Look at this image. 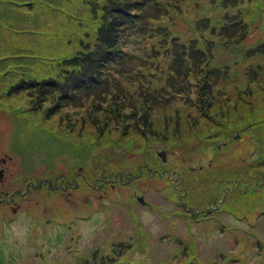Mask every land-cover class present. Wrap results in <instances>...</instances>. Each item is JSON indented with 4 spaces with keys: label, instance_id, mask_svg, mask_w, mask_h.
<instances>
[{
    "label": "rangeland",
    "instance_id": "1",
    "mask_svg": "<svg viewBox=\"0 0 264 264\" xmlns=\"http://www.w3.org/2000/svg\"><path fill=\"white\" fill-rule=\"evenodd\" d=\"M169 3V11L176 16L167 14L165 19L173 25L171 31L186 41L197 37H205L202 41L222 40L218 34L219 28L236 19L237 14L246 25L234 27L235 23L230 28L233 27V32L243 38L244 48L264 44V17L258 22L255 13L264 0H244L241 4L239 1V8L229 13L228 18L220 0H171ZM43 5L49 6L47 2ZM88 7H91L89 0H74L71 5L56 9L55 13L47 12L48 16L45 13L44 19L53 18L44 21L46 24L38 23L40 27L35 29V39H31L29 46L38 43L40 53L45 56L48 51H53L51 46H60L57 51L72 54L70 50L75 52L81 48V39L88 40L95 33L98 22L91 11L88 12ZM75 11L83 15L77 16ZM15 23L19 22L9 16H0V157L9 167L12 164L7 155L13 157L17 169L19 163L24 172L21 176L23 184L27 177L30 179L41 171L50 178L51 183H46L40 191L35 190L33 193L40 204L39 209L31 208L17 214H3L4 210H0V264H75L78 262L73 260L74 256H92L97 249L119 241L142 242L148 252L147 257L150 255L151 263H148L135 250L134 254L128 255L125 264H131L132 261L137 264H264V124L252 127L249 134L247 130L242 131L241 139L230 141L226 149L208 156L198 148L197 140L191 135L183 134L175 138L168 131V121L163 119L159 109L156 115L161 120L153 128L163 134L156 139L152 137L151 141L135 132L124 135L123 144L129 147L126 148V155H122L121 149L114 147L113 141L107 137L99 139L89 132L82 134L77 129L67 134L61 123L57 130H61L59 133L62 137L57 139L54 132L59 122L55 120L47 124L51 126L48 132L32 130L28 120L16 116L13 111V107L17 110L22 106L28 107L27 97L22 94L16 98L3 95L8 85L19 83L12 73L7 75L11 69L4 61L6 51L2 48L5 43H10L5 40L16 30ZM218 23L221 24L217 28ZM27 28L33 30L30 24ZM207 28L209 30L204 32ZM54 35L60 36L58 45L52 39ZM26 37L20 38L21 45L27 44ZM201 44L203 42L199 46ZM131 46L134 47L133 44ZM225 48L218 47L219 50H215L219 52V58L228 51ZM135 52L142 53L136 48ZM160 57L164 59L163 54ZM180 68L179 65L178 70ZM165 69L157 67L151 72L163 76ZM55 71L53 66L38 67V64L35 68H29L31 77L35 79H43ZM157 76L155 80L149 77L152 80L150 84L156 82ZM244 79L245 76L234 77L231 95L241 103L251 104L260 96L251 95L246 90L248 81ZM256 90H259V86H256ZM236 93L244 95L245 100L237 98ZM77 113L75 111L74 115ZM187 120L191 119L185 117ZM89 127L88 123L85 130ZM92 131H96V126L92 127ZM138 145H141V154L130 155L129 150ZM162 152L171 154L168 156ZM176 153L191 162L194 158L204 159V155L208 159L205 162H192L195 168H185L178 163ZM159 154H165L163 158L166 160L169 157V163L165 164L171 166V174L162 173V168L161 172L158 170V159L163 161ZM56 157L58 160L53 161ZM92 158L94 166L90 164ZM99 158L103 159L105 168L102 173L107 175L110 183L96 190L88 186L86 179L90 177V167L92 170V167L100 164ZM128 160L134 166L132 171L116 179L114 175L119 169L114 167L119 164L130 166ZM53 164L55 173H52ZM202 165L205 167L201 168ZM184 168L189 171L185 172ZM139 170H142V175L137 174ZM181 170L182 176H179ZM62 171L69 178L66 184H61L60 180L61 187L65 189L64 192L60 191V197L55 201L59 210L46 211L44 207L56 197L54 189H51L54 175L60 176ZM134 175V180L130 181ZM241 176L252 178L246 180ZM33 180L36 182L37 178ZM113 181L115 186L111 185ZM78 186L83 189L77 190ZM175 186L178 189L176 191ZM140 197L148 205L141 204ZM136 224L140 225L145 238L142 239L140 234L135 237Z\"/></svg>",
    "mask_w": 264,
    "mask_h": 264
},
{
    "label": "trees",
    "instance_id": "2",
    "mask_svg": "<svg viewBox=\"0 0 264 264\" xmlns=\"http://www.w3.org/2000/svg\"><path fill=\"white\" fill-rule=\"evenodd\" d=\"M220 1L223 9L227 11V17L239 8L237 3L240 1L241 4L244 0ZM45 2L49 6H44ZM73 2L74 0L0 2V16H9L19 22L15 23L16 30L5 40L10 43L2 46L6 51L4 61L11 69L7 75L12 73V76L19 79V83L8 85L9 88L3 95L16 98L22 94L21 96L27 97L28 107L22 106L20 110L13 107V111L16 116L26 118L32 130L48 132L51 126L47 124L55 120L59 122L55 125L54 132L57 139L62 137L59 133L61 130H57L61 123L67 134H72L77 129L82 134L89 132L99 139L107 137L113 141L114 147L121 149L122 155H126L129 147L123 144L124 135L135 132L151 141L152 137L156 139L163 134L153 128L161 120L156 115L159 109L163 119L168 121V131L175 138L183 134L191 135V138L197 140L198 148L208 156L226 149L230 141L241 139L242 131L247 130L249 134L252 127L264 124V44L258 43L250 49L244 48L243 38L233 32V27L230 28L235 23L237 24L234 27L246 25L237 14L236 19L219 28L218 34L222 36V40L218 38L217 41H202L205 37H197L186 41L184 37H178L171 31L173 25L165 19L167 14L176 16L169 11L171 0H89L91 7L87 8L88 12L91 11L98 24L90 39H81V48L75 52L70 50L72 54H67V51H57L60 46H51L53 51H48L45 56L40 53L38 43L30 47L31 39H35L33 33L36 34L35 29L40 27L38 23L46 24L44 21L53 18L44 19V14L48 16L47 12L55 13L56 9ZM255 11L258 17L256 21L260 22L261 17H264V4ZM74 13L77 16L83 15L80 11ZM29 24L33 27L31 31L27 30ZM220 24H216V27ZM207 30L209 28L204 32ZM22 37L27 38L26 45L20 44ZM59 37H52L57 45ZM224 46L228 51L219 58V52L215 50ZM10 48L11 52L7 53ZM135 48L142 53L137 54ZM194 49L196 53L194 51L191 54ZM162 54L164 59L160 57ZM37 64L38 67L53 66L56 71L43 79H35L31 77L29 68H35ZM179 65L181 68L178 70ZM157 67L166 68L163 76L151 72ZM236 75L245 76L244 80L248 81L246 90L251 95H259L257 100L245 104L232 98L231 84ZM150 76L154 80L157 76L155 83L150 84ZM256 86H259V90H256ZM236 96L241 101L245 100L242 94L236 93ZM75 111H78L77 115H74ZM185 117L191 120L185 121ZM88 123L90 127L85 130ZM93 126H96L95 132L92 131ZM246 139L252 141L251 138ZM139 148L141 145L129 150L130 155L139 154ZM165 154L169 156L171 153ZM207 156L204 155V159L194 158L192 162H205ZM58 157L53 161L58 160ZM166 158L167 160L162 158L164 162L158 159V170L162 168V173L171 174V166L165 164L169 163V157ZM176 158L185 168L196 167L191 160H184L181 154L178 156L176 153ZM92 160L93 158L90 159L91 166ZM99 161L100 167L95 165L92 170L90 167V177L86 179L88 186L96 190L110 183L107 175L102 173L105 169L103 159L99 158ZM128 164L130 166L119 164L114 167L119 169L114 175L116 179L132 171L134 166L129 160ZM108 165L111 167L110 163ZM185 168L184 171L188 172ZM139 173L142 175V170L137 174ZM135 176L127 179L132 181ZM179 176H182V170ZM241 177L246 180L252 178ZM68 178L67 173H60L61 184L68 183ZM112 183L115 186V182ZM78 189L82 190L83 187L78 186ZM174 190H178L176 186ZM184 214L189 217L187 212ZM135 232V237L140 234L142 239L145 238L139 224H136ZM135 250L139 252V257L144 258L142 260L151 263L144 243L127 241L114 242L99 248L92 256H74L73 260L78 262L75 264H125L129 259L128 255L134 254ZM131 264L137 263L132 261Z\"/></svg>",
    "mask_w": 264,
    "mask_h": 264
},
{
    "label": "flooded vegetation",
    "instance_id": "3",
    "mask_svg": "<svg viewBox=\"0 0 264 264\" xmlns=\"http://www.w3.org/2000/svg\"><path fill=\"white\" fill-rule=\"evenodd\" d=\"M8 156L12 164L11 167L6 166V163L4 162V158L0 157V210L1 209L4 210L3 214H8L11 212H12L11 214L13 213L17 214L18 212L23 210L29 211L31 208L39 209L38 205L40 204L37 203V200H35L33 193L36 192L35 190L41 189L46 183L50 184L51 183L50 178L46 177V175L43 174V172L41 171V173L33 174L34 176H31L33 179L35 177L37 178L36 182L32 178L29 179V177H27L25 183L23 184L22 181L23 178H21V176L24 174L23 169L19 166V163L17 169L16 162L14 159H12L13 157L11 155H7V157ZM13 160L14 163H12ZM55 172L56 171L54 169L52 173ZM72 185L75 187V183H73ZM22 187L25 189V192H22L24 191ZM52 187L53 188L51 189L52 190L54 189V193H56L55 194L56 197L51 199V202L48 203L50 206H48L47 204L46 207L44 206L43 207L47 208L46 211L52 210L55 212L56 210H59V208H57L55 204V201L57 198L60 197L59 196L60 191L64 192L65 189V187H61L60 185L59 175L57 176L54 175ZM7 194H9L8 197ZM5 197H7L6 200L4 199Z\"/></svg>",
    "mask_w": 264,
    "mask_h": 264
},
{
    "label": "water",
    "instance_id": "4",
    "mask_svg": "<svg viewBox=\"0 0 264 264\" xmlns=\"http://www.w3.org/2000/svg\"><path fill=\"white\" fill-rule=\"evenodd\" d=\"M159 156L163 158L164 154H160ZM139 202H140L141 204H144V203H145L144 198H141V197H140V198H139Z\"/></svg>",
    "mask_w": 264,
    "mask_h": 264
}]
</instances>
